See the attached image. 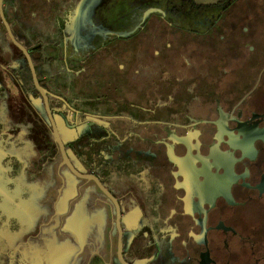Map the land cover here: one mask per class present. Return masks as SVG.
<instances>
[{
  "label": "flooded vegetation",
  "instance_id": "flooded-vegetation-1",
  "mask_svg": "<svg viewBox=\"0 0 264 264\" xmlns=\"http://www.w3.org/2000/svg\"><path fill=\"white\" fill-rule=\"evenodd\" d=\"M63 2L67 18L60 30L58 22L52 33L61 40L63 50L57 55L47 46L55 58L54 69L59 71V77L47 80L49 105L73 164L81 172L96 175L118 199L125 260L130 264L155 260L161 264H240L246 256L244 264H264V255L260 256L264 238L259 237L261 231L264 236V219L250 223L244 212L249 203L264 206V109L250 102L253 94L264 88V71L255 81L241 82L237 77L233 79L236 83L221 84L220 79L228 73L215 67L219 63L213 61V54L229 60L230 53L244 48L206 50L208 39L211 45L219 39L217 33L213 35L215 14L187 19L188 26L182 28L188 30L183 33H189L190 40L177 49L170 37L179 34L181 26L171 17L182 13L181 6L171 5L168 13L158 0H146L133 28L110 30L107 41L94 44L91 40L99 33L87 25L84 42L75 45L74 31L68 38L66 28L75 24L90 0ZM119 3L125 7L131 0ZM110 5L116 2L109 0ZM121 11L118 21H127L131 13ZM226 14L223 10L218 17ZM92 20L89 12L87 24ZM151 20L153 25L148 27ZM261 23L263 28L264 21ZM152 31L156 34L147 35ZM189 47L202 55L200 63L191 58ZM174 53L179 54L175 57L178 61L171 64ZM72 55L75 58L70 59ZM77 81L91 89L89 95L81 96L74 88ZM33 98L41 100L42 107ZM30 100V111L47 128L58 151L60 167L69 169L61 166L41 95ZM100 157L105 158V164L125 160L130 186L147 198L145 213L128 235L123 223L124 193L116 195L97 172L84 171L78 165L79 161L90 165ZM85 180L92 182L113 208L116 244L99 259L102 264H120L115 205L94 181ZM128 194L127 198H132V188ZM247 249H252L251 255L245 253ZM12 250L6 255L11 256Z\"/></svg>",
  "mask_w": 264,
  "mask_h": 264
},
{
  "label": "rangeland",
  "instance_id": "rangeland-1",
  "mask_svg": "<svg viewBox=\"0 0 264 264\" xmlns=\"http://www.w3.org/2000/svg\"><path fill=\"white\" fill-rule=\"evenodd\" d=\"M65 1L67 0H64V2ZM145 1L146 0H131V4L129 6L122 7L121 5H119L120 0H112V3L116 2L115 6L113 5L109 6V0H90L88 7H86L85 11L82 12V14L79 16V18L75 22V24L71 22L72 24L68 25V27L66 28L67 29L66 36L69 38L70 36L73 35L72 31H74L75 33L74 40H76L74 44L77 45L80 42H84V39L82 37L83 31L88 30L92 26L94 30H97L95 34L99 33V36L94 37L93 40L91 41L94 44L97 42H101L102 40L107 41L109 39L108 35H110V30H113V31L124 30L125 31L129 28H133V26L137 23V21H139L141 17V12H142L141 10H143L141 9V7L145 5ZM148 1H149L148 3L154 2V0H148ZM158 1L160 2L159 5L165 8L168 13L171 11V5H175L176 8H179L181 6L180 7L181 10L183 7L185 8V12H186L185 16L183 13H181L180 15H177L175 17H171L172 18L171 20H173L177 26H181V27H178L180 33L172 35L170 37V40L171 42L174 43V45L178 44L175 46L173 45V47H176L177 49H179L180 47L182 48L183 46H180V44L186 45L188 44L190 40V36H186V35H189V33L187 34L183 33V32H187L188 30L186 31L182 27L188 26V23L185 20L187 17H189V14H192V15L193 13L197 14V11L193 10L192 5L188 3L187 0H158ZM197 1L198 3H202V4L204 3L205 5L208 3H213V5L209 8V10L211 11L210 14L212 15L215 14L212 18V22L213 24H215L214 25L215 27L213 29V35L214 33H217L218 35L217 37H219V39L213 40L212 45L210 44L211 40L208 39L207 41L209 42V44L206 45L205 47L206 50H208L209 48H212L214 51V49H221L220 47L228 48L231 46H233V48H235L236 46L238 47L242 46L244 48V50H240V52L238 53H235L236 51H233V53H230L231 55H230L229 60L225 59L222 61L221 60L222 55L213 54V58H214L213 61L216 63H219L218 65H215V67L223 68L225 69V72L228 73L224 77V79L222 78L220 79L221 82H224V83H221V82L220 83L223 85L229 84V83H236V81H233V79L237 77L241 79V82L255 81L253 79L258 76L259 72L264 71V68H263L264 67V24H263V28L261 27V24H262L261 22L264 21V0H226L225 4H222L224 0H197ZM62 2L63 0H8L7 7L9 10L10 16L17 18V20L23 25V27L25 26V28L29 29V33L32 34L33 38L35 37L34 39L36 40L37 38L36 34H39L38 33L39 30H42L46 34L48 32L49 38L52 37V33L55 32L54 29L57 26L58 22H59V30H60V27L63 25V23L66 20L65 18H67L66 14L68 12L67 10L68 8H65V9L63 8L64 5L62 6ZM167 3H170V6H168ZM52 4H54L55 8H52ZM227 4L229 5L227 6ZM124 9H125V13H131V14L130 15L128 14L129 18L127 21H118V17L122 16L119 14V11L122 10L121 12L123 13ZM203 9L207 10L206 7H203ZM135 10H140V11H135ZM223 10L227 14L222 15V17L219 18L218 15L220 13H223ZM89 12L92 13V17L94 21L93 20L91 22L88 21L89 24H87V17L89 18ZM123 15H126V14H123ZM55 18L57 19V21H55ZM167 18H169V16ZM47 19H50V21L47 22ZM257 21H260V22L257 23ZM87 25H89L90 27H87ZM94 25H96V27ZM152 25H153L152 20L147 22L148 27ZM242 29L243 30L249 29V30L243 31ZM155 34L156 32L152 31V32H149L147 35L150 36V35H155ZM85 40L87 39L85 38ZM203 40L206 41V38ZM198 44L199 43L197 42L196 45ZM215 45H220V46L217 48ZM208 46H211V47H208ZM190 48H193V47H189L188 49ZM205 48H203V51ZM9 51L11 50L9 49ZM15 51L17 50L15 49ZM60 51L61 49H59L56 54L58 55ZM189 51L191 52L189 53L191 58H194L197 63H200L202 55L195 54L194 49H190ZM44 52H46L47 55H49V53L47 52V48ZM175 52H177V50ZM176 56L179 57V54L174 53L170 55L171 58H175ZM174 61L177 62L178 58L171 60L170 61L171 64ZM244 78H248L250 80H245ZM81 85H84L83 82L77 81L75 83L74 88L79 93H81V96H83V94L89 95L91 92V89L89 88L85 89L84 86L81 87ZM0 86L8 88L9 93L10 91H13L15 95L18 93L17 88L12 83L11 79L8 77L7 72L4 69L3 65L0 66ZM234 87L236 88V86ZM16 97L19 98V95ZM17 101H20V100L17 99ZM33 101H35L37 104H39L42 107L41 100H39L38 98H33ZM250 102L252 103L253 107L255 106L259 110L264 109V88L263 89L260 88L259 91L254 93L253 97L250 99ZM27 110L28 112H30L29 107H27ZM26 123L29 124L28 120H26ZM15 125H17V121ZM41 128L44 131V128L42 126H39L40 130H37V126L36 127L33 126L31 130L29 128L21 127V129H19L20 134L15 137L20 139L22 144L24 142L29 143V140L33 138L32 142L37 141L39 145H41L43 142V140L39 137V136H42ZM21 134H24L25 136H20ZM43 147H45V145L39 148L42 149ZM27 151L28 150H25V147H22L20 145V148L18 150L19 154L15 152L14 155L20 158L26 157L25 155H27ZM9 162L13 168L14 167L13 161L10 160ZM20 164L25 165L28 171L37 172L35 170L38 169V166H37L38 164H36L35 165L36 167H35L34 165L29 164V162L25 160L21 161ZM59 165H58L57 170L55 171L54 177L56 178V180L52 183V186H51L52 189L47 188V183H45V185L42 186L41 194L39 195L33 194L29 198H26L20 195L18 199H14L12 201V202H15L16 200H19L20 202H22V200H24L25 206L28 209L24 205L23 206L17 205L11 208L8 207L9 208L8 210V208L6 207L10 205V202H8V197H6L5 200L1 203V206L7 210V211H4V215H5L6 220H8V222L10 223V224L5 223L6 225L0 226V251H2L0 252V258L2 260H5L7 258L6 253L9 250H11V248L14 249L12 250L11 255L14 256L15 260L16 258L21 259L22 256L19 254V252L20 251L24 252L25 248H29V246H32L34 244V239H35L34 234L36 236L41 235L40 238L42 240L47 239V237L43 235L41 229L38 230V229H33V228L37 227L39 220H40V225L43 223V214H44L43 210H45L48 206L47 194L50 195L51 199L52 197L57 199L59 195V189H57L58 194H56L55 197H54L53 190L56 188L55 186L59 185L60 187V185H63L64 180H63L62 175H69V169L63 167L64 169L60 171ZM78 180H82V179H78ZM83 180L85 182L87 181L85 179ZM13 182H14L13 191L15 193L17 191L22 192L23 189H25L24 178L21 177L18 180L14 179ZM91 185L94 186L92 182H91ZM35 188L36 186H33L32 192H33V189ZM17 194H20V193H17ZM22 197L24 199H21ZM244 209H245L244 212L249 217L248 222L250 223L254 221L261 222L262 218L264 219V206L253 202V203H249L248 206ZM239 212L241 211L239 210ZM257 215L259 216V218L257 217ZM12 218H15L16 222H13ZM47 220H48V217H47ZM23 222L27 223L28 226L31 227L29 231H26V232L22 231V228L25 225L23 224ZM12 225L15 227L20 225V227L19 228L17 227V229L14 231L8 230V228L12 229ZM251 228L256 229V227H251ZM3 229H6V233L8 236H13V234H15V237H10L9 239V241L12 244V245L10 244L9 247L4 246L2 243L1 235L4 236L5 234ZM21 232L23 233V236L25 238L22 236V234H20ZM261 232H260L259 237L263 239L264 236L261 237ZM107 233H108V230L103 231L105 239H107ZM114 235H115V232H114ZM115 242H116V236H115ZM74 247L75 249H78L77 245H75ZM233 252L235 253L234 247H233ZM237 253L241 254L242 252H237ZM245 253L247 255H251L252 249H247ZM263 255L264 254H260V256H263ZM244 257L245 258L242 260L240 264H244L246 260L248 259L246 256ZM77 261L78 263H80L82 262V259L79 258L77 259ZM11 264H18V263H16L15 261H12ZM91 264H102V262L99 258H96L94 261L91 262ZM151 264H161V262L154 261Z\"/></svg>",
  "mask_w": 264,
  "mask_h": 264
},
{
  "label": "crops",
  "instance_id": "crops-1",
  "mask_svg": "<svg viewBox=\"0 0 264 264\" xmlns=\"http://www.w3.org/2000/svg\"><path fill=\"white\" fill-rule=\"evenodd\" d=\"M225 1L222 4H225ZM187 2L192 7L194 5H203L207 10L193 8V10L197 11V14H189V17L186 16L185 21L187 19L194 21L197 17L199 19L211 15L208 7L213 5V3L205 5L204 3H198L197 0H187ZM182 13H186L184 7L182 8ZM7 51V54H14L11 47H8ZM7 75L17 88L18 93L16 95L13 91L9 93L8 88L0 86V226L6 225L5 223L10 224L4 215V211L7 210L1 206L5 198L8 197V202H10V205L6 206L7 208L17 205L25 206L24 200L22 202L19 200L12 201L18 199L20 195L29 198L33 194H41L42 186L45 183H47V188L52 189V183L56 180L54 177L55 171L60 164L58 151L53 141L47 135V128L44 125H42L44 131L41 128L42 136H39L43 140L41 145L36 140V142H32L33 138L29 140L30 144L26 142L22 144L20 139L15 137L20 134L19 129L21 127L31 130L33 126H37V130H40L39 126L41 125L39 117L34 111H26L27 106L25 115L22 114L24 111L21 112L16 109L17 99H19L16 96L19 95V87L8 73ZM26 120H28L29 124L26 123ZM16 121L17 125H15ZM20 136L25 135L21 134ZM20 145L25 147V150H28L27 155H25L26 157L20 158L14 155L15 152L19 154L18 150ZM43 145L45 147L40 149L39 147ZM104 159L103 157L97 158L90 165L78 160V165L84 171L93 170L97 172L116 195H122L124 193L125 201L123 208L125 215L123 223L128 235L132 229L138 226L140 218L142 217L141 215L145 213L147 198L144 193L141 194L130 186L132 183L128 173H126L125 160L120 163L113 162L105 164ZM10 160L13 161V168L9 162ZM24 160L34 166L38 164V169L35 170L37 172L28 171L25 165L20 164ZM62 169L64 168L60 167V171ZM21 177L25 180V189L22 192L17 191L15 193L13 191V180H18ZM62 177L64 180L63 185H60V187L59 185L55 186L56 188L54 187L55 189L53 190L55 197L58 194L57 189H59L58 198L52 197L51 199L50 195L47 194L48 206L43 210V223L40 225L39 220L37 227L33 228L41 229L47 239L42 240L40 238L41 235L36 236L34 234V244L29 246V248H25L24 252H19L22 256L21 263H18L14 256L6 255L7 258L5 260L0 258L2 264H11L12 261L18 264H91L96 258H100L104 250L111 248L112 245L115 246V236L117 237V235L113 219V208L109 205L108 200L99 192L95 185V187L91 185V182L78 180L79 178L70 172L69 175H62ZM33 186H36V188L32 192ZM131 188L133 191L132 198L128 199L126 195ZM21 199L24 198L22 197ZM12 221L16 222L15 218H12ZM23 224L25 225L22 231H29L31 227L25 222ZM17 227L19 228L20 225ZM17 227L12 225V229L8 228V230L14 231ZM104 230H108L107 239L104 237ZM3 231L5 234L4 236L1 235L2 243L4 246L9 247L11 244L9 239L10 237H15V234L8 236L6 229H3ZM20 234L23 236L22 232ZM75 245H77L78 249H75ZM79 258L82 259L80 263L77 261Z\"/></svg>",
  "mask_w": 264,
  "mask_h": 264
},
{
  "label": "trees",
  "instance_id": "trees-1",
  "mask_svg": "<svg viewBox=\"0 0 264 264\" xmlns=\"http://www.w3.org/2000/svg\"><path fill=\"white\" fill-rule=\"evenodd\" d=\"M7 1L8 0H4V12L9 24L11 25L12 31L16 39L30 51L39 82L44 87H47V80L59 77V71L54 69L53 63L55 62V58H53V56L47 55V53L44 51L46 50L47 46L50 45L52 47L51 49H53L52 51L57 53L58 50L63 47V44L58 37L52 36L49 38L42 30H39V32L37 31L39 34H36L37 38L35 40V37L33 38V35L29 33V29L25 28V26L23 27L17 18L10 16L7 7ZM197 6L202 7V5ZM52 8H55L54 5H52ZM8 47L13 49L14 54H7ZM14 48L18 52L15 51ZM50 50H47V52ZM69 58L72 59L75 58V56L72 55ZM2 65L9 76L19 87L20 101H18L16 104V109L20 110L21 112L24 111L22 114L25 115L26 105L27 107L32 105L30 98L34 96H40V94L35 87L26 57L22 51L10 40L5 25L0 18V66Z\"/></svg>",
  "mask_w": 264,
  "mask_h": 264
},
{
  "label": "water",
  "instance_id": "water-1",
  "mask_svg": "<svg viewBox=\"0 0 264 264\" xmlns=\"http://www.w3.org/2000/svg\"><path fill=\"white\" fill-rule=\"evenodd\" d=\"M0 17H1V19L5 25V28L7 30V33H8L10 40L22 51V53L24 54V56L26 57V59L28 61V65H29L31 73H32V77H33L35 87L39 91V94L41 95V97L43 99L44 108L46 110V113L48 114V118H49V121L51 123V128H52V133L54 135V140L56 141V143L58 145L60 155L62 157L61 166H63V165L67 166L70 169V171L74 175H76L77 177L94 181L96 183V185L100 188V190L106 195V197L108 199H110L112 201V203L115 205V209H116L115 223H116V227L118 230V242H117V251H116L117 257L116 258L120 262V264H130L129 262H127L125 260L124 255H123V234L124 233H123V228H122V224H121V217H122L121 209H120V205H119L117 197H115L109 191V189L107 187H105V185L101 182V180L96 175H94L92 173L81 172L79 169H77V167L71 161V158H70V156L66 150L65 142L61 136L58 125L56 124L54 116L52 115V112H51V108H50L49 100H48L47 88L43 87L39 82L37 72H36L30 51L16 39V37L12 31L11 25L9 24V22L5 16L4 0H0Z\"/></svg>",
  "mask_w": 264,
  "mask_h": 264
}]
</instances>
